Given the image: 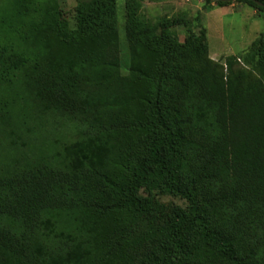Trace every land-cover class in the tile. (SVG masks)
<instances>
[{
    "label": "trees",
    "instance_id": "1",
    "mask_svg": "<svg viewBox=\"0 0 264 264\" xmlns=\"http://www.w3.org/2000/svg\"><path fill=\"white\" fill-rule=\"evenodd\" d=\"M121 1L0 0V264H264V34L237 70Z\"/></svg>",
    "mask_w": 264,
    "mask_h": 264
},
{
    "label": "rangeland",
    "instance_id": "2",
    "mask_svg": "<svg viewBox=\"0 0 264 264\" xmlns=\"http://www.w3.org/2000/svg\"><path fill=\"white\" fill-rule=\"evenodd\" d=\"M59 2L64 10L61 25L66 30H73L76 25L77 0ZM138 14L155 24L161 20L176 23L172 31L177 33L181 42L188 33L199 34L203 31L210 59L224 67L229 58L238 59L237 70H250L249 66L244 65L243 57L264 34V14L241 3L219 7L216 3L208 6L204 0H163L159 3L146 0L138 8ZM117 18L119 35L123 40L127 18L126 0L118 3ZM253 77L257 78L256 74ZM160 200L168 205L185 206L184 202L172 197H162Z\"/></svg>",
    "mask_w": 264,
    "mask_h": 264
},
{
    "label": "water",
    "instance_id": "3",
    "mask_svg": "<svg viewBox=\"0 0 264 264\" xmlns=\"http://www.w3.org/2000/svg\"><path fill=\"white\" fill-rule=\"evenodd\" d=\"M213 1H216V2H218V1H220V0H213ZM234 1H237V0H234Z\"/></svg>",
    "mask_w": 264,
    "mask_h": 264
}]
</instances>
